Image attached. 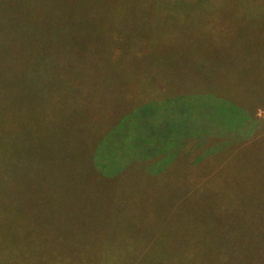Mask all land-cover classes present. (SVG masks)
<instances>
[{
    "label": "rangeland",
    "instance_id": "rangeland-1",
    "mask_svg": "<svg viewBox=\"0 0 264 264\" xmlns=\"http://www.w3.org/2000/svg\"><path fill=\"white\" fill-rule=\"evenodd\" d=\"M97 1L98 18L86 30L88 33L93 28L97 32L100 30L101 47L104 33L109 30L108 43L114 47L108 60L117 66L110 76L99 79L98 74L80 70L78 57L67 56L69 45H66L63 32L59 39L56 36L60 34L55 35L54 40L49 39V56L54 62L59 60L57 66H53V60L49 64L44 83L51 80L52 84L67 85V91L65 88L61 96V99L66 96L65 101L62 99L61 103L69 106L70 113L64 120L60 117L59 105L42 101V89L33 84V75L26 71L21 51H16L12 42L0 41V94L6 98V105L9 101L5 107V122L8 113L13 114L12 105L15 104L18 126L24 134L30 131L21 136L24 145L20 149L16 145L9 148L8 138L4 139V238L7 244L15 246L22 234L25 240L38 237L66 239L77 234L79 239L86 236L85 225L95 227L115 223L112 235L137 241L170 239L176 248L181 243L182 246L188 243L191 251L211 257L210 264L264 262V139L243 144L233 159L220 165L215 172H210L213 165H217L214 158L198 167H190L183 159L162 171L160 161L142 162L145 166L157 162L154 169H158L156 172L161 173V177L145 175L143 170L137 169L138 163L134 169L135 161L130 169L113 177L123 158L137 148V144L129 141L119 149V159L106 163L108 177L98 175L91 168L99 155L97 149L102 136L118 123L119 114L146 90L143 84L136 82L141 77L131 75L134 63L139 61L178 62L181 51H193L196 58L207 53L211 55L206 57H209L213 71L201 78L203 85L209 88L219 85L218 94L228 93L239 104L251 107L254 101L248 96V87L253 71L257 75L264 74V67L260 66L264 63V0H257L261 3L252 10L235 8L227 0L223 1L224 6H216L215 10L210 6L202 9L201 0H180L195 1L199 15L195 19L172 22L176 24H172L171 38L179 42L150 41L148 46L140 48V56L135 57L128 54L133 48L128 33L144 27L137 6L139 0H127L126 5H121L118 0ZM219 3L217 0L216 4ZM30 8L29 4H24V10ZM203 11L226 17L221 20V25L230 34L231 27L240 31L242 39L230 44L206 40L187 42L190 34L199 31ZM17 12L25 13L18 8ZM249 14L251 16L240 20L236 18ZM15 23L13 15L8 22L0 17V30L13 28ZM215 23L217 21L213 25ZM125 27L126 33H121ZM145 28L148 32H156L163 27L151 22ZM39 39L38 36L36 43ZM216 50L224 51L221 57ZM218 59L234 64L227 69L228 77L224 71H219ZM80 76L92 81V86L86 88ZM102 79H111L110 84H102ZM149 88L155 89L157 94L167 91L166 88L159 91L158 85ZM47 91H50L49 87ZM209 99L205 100L208 102ZM169 108L160 114L161 118L169 119L189 112L197 122L204 123L210 106L200 102L191 107L173 103ZM253 114L257 121L264 120L262 108H257ZM262 126L264 136V122ZM123 135L120 144L126 136L138 138L141 132L129 125ZM206 143L210 148L215 141L209 137ZM115 146L120 147L118 141ZM71 164L72 168L69 167ZM80 167L83 170H79ZM109 178L113 181L107 182ZM234 206L241 207L245 214L242 211L234 216L222 214L223 210ZM255 209L258 210L256 213Z\"/></svg>",
    "mask_w": 264,
    "mask_h": 264
},
{
    "label": "trees",
    "instance_id": "trees-1",
    "mask_svg": "<svg viewBox=\"0 0 264 264\" xmlns=\"http://www.w3.org/2000/svg\"><path fill=\"white\" fill-rule=\"evenodd\" d=\"M195 1L139 0L137 6L140 7V22L144 27L142 30H129L128 35L132 39L133 48L131 47L128 54L132 57L140 56V48L150 41H175L171 38V32L172 24L176 23L172 22H181L184 18H197L199 13L197 14ZM209 1L201 0V8L206 10L210 6L215 10L216 6L225 5L223 2L225 0H218L219 4H216L217 0H213L210 5ZM227 1L241 10H252L261 3L257 0ZM97 2V0H0V17L4 18L5 22H8L12 15L16 18L13 28L0 30V41L12 42L15 50L21 51V60L23 64L25 63L26 71L33 75V84L42 89V101H51L50 103L59 105L60 117L63 120L70 113V109L67 108L69 106L61 103L66 97L61 99L67 85L65 84L64 87L60 84H52L51 80L48 84L44 83L49 74V64L53 60V66H57L59 60L54 62L53 57L49 56V39L54 40L55 35L60 34L56 36L59 39L63 32L66 45H69L67 56L78 57L80 70L87 74H98L99 79L110 76L117 66L108 60L114 47V44L108 43L111 37L109 30L104 33L102 47L99 40L100 30L97 32V29L93 28L91 33L86 30V27L94 24L98 18ZM118 2L121 5L127 4V0H118ZM24 4H29L31 8L24 10ZM17 8L25 13L19 14ZM136 13L138 17L139 13ZM244 16L251 15H239L236 18L240 20ZM224 18L215 15L212 11L204 12L199 21V31L190 34L187 42L206 40L215 43L230 44L232 41L238 43L242 39L241 32L231 27L232 33L230 34L221 25V20ZM150 21L161 24L163 28L156 32H148L145 27H148ZM215 21L217 23L213 25ZM124 29L121 33H126V27ZM54 30L56 33H52ZM38 36L41 39L36 43ZM184 42H186L185 39ZM216 51L220 57L224 52ZM178 56L180 57L178 62L146 63L139 61L134 63L131 75L137 74L141 77L136 82L143 84L146 92L140 93L136 101L119 114L118 123L102 136L103 140L97 149L99 155L96 157L94 167H91L98 175L108 177L106 163L119 159L117 158L119 149L126 144V141L137 144V148L123 158L118 171L113 173V177L130 169L132 162L135 161L136 163L132 166L134 169L138 163L137 169L143 170L145 175L161 177L162 174L156 172L158 169H154L158 161L161 162L162 171L171 166L174 167L179 160H186L190 167H198L205 164L208 159L214 158L217 165H213L210 172H215L220 165L233 159L235 152L243 144L255 139H264L261 134L264 120L257 121L253 114L257 108L264 110V74L257 75L253 71L248 96L254 104L248 107L236 102L228 93H224L225 96L218 94L219 85H216V88L203 85L201 78L213 71L209 66L211 64L209 57H206H211V55L205 53L201 58H196L198 56L193 51L184 53L181 51ZM216 63L219 65V71H224L228 77L227 69L230 64L231 66L234 64L222 59H218ZM260 66L264 67V63ZM80 77L84 80L82 76ZM84 81L82 82L86 88L92 86V81L86 79ZM110 81L111 79H102L100 82L107 85ZM49 84L51 85L48 86ZM156 85L159 91L166 88V93L157 94L155 89L149 88ZM182 87L185 89H181ZM206 98H211V100L207 102ZM199 102L210 106L204 123L197 122L189 112H183L180 116L177 114L178 116L169 119L160 117V114L169 110L171 108L169 106L173 103L191 107ZM7 105L6 98L0 94V264H210L211 257L199 254L195 250L191 251L188 243L183 246L181 243V246L176 248L174 241L170 239L150 238L137 241L121 235H112L115 232L113 230L115 223L99 224L95 226L96 228L85 225L84 234L86 236L79 239L77 234L75 237L66 239L38 237L25 240L22 234L15 246H9L4 238L3 190L4 177L6 178L5 159L3 158L4 139L8 138L9 148L16 145L17 149H20L24 145L21 136L30 131L24 134L18 126L15 104L12 105L13 114L8 113L5 122ZM81 113L84 114L83 111ZM129 125L136 127L141 135L138 138L126 136L124 142L120 144L121 137L124 136L123 130ZM209 137H213L215 141L210 148L206 143ZM116 141L120 146L118 148L115 146ZM192 153L194 156H191ZM154 161L157 162L148 166L142 163ZM69 167L72 168V164ZM81 169L83 170V167L79 170ZM109 179L107 182L113 181L112 178ZM241 211L244 213L241 207L234 206L223 210L222 214L232 213L234 216L241 214ZM257 211L254 210L255 213ZM185 235L186 231L183 233L184 237ZM178 239L180 237L175 241Z\"/></svg>",
    "mask_w": 264,
    "mask_h": 264
}]
</instances>
